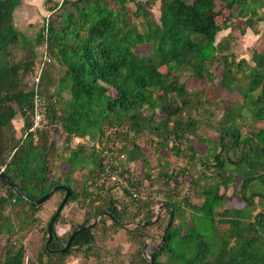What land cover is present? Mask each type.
Wrapping results in <instances>:
<instances>
[{
	"label": "trees",
	"instance_id": "16d2710c",
	"mask_svg": "<svg viewBox=\"0 0 264 264\" xmlns=\"http://www.w3.org/2000/svg\"><path fill=\"white\" fill-rule=\"evenodd\" d=\"M216 1L227 10L237 11L239 17L246 19L248 28L253 27L252 19L260 5L248 0H160L157 22L148 10L152 0H46L52 3L48 7L53 15L48 22V54L52 63L42 72L39 94L47 103L49 124L46 129L26 134L31 127L32 93L26 88L25 78L38 58L39 47L37 52L35 48L42 42V30L33 41L28 40L13 21L21 0H0V168L28 200L35 201L58 185L70 189L65 204L82 198L89 207L87 217L68 237L101 213L114 226L128 219L127 208L117 206L103 191L108 182L132 203L130 219L134 222L138 218L133 223L136 233L144 235L142 229L157 221L152 208L140 202L139 182L129 170L131 163L143 162L144 154L133 141L129 148L125 144L118 146V142L146 132L160 146L172 140L171 151L177 157L182 155L178 145L183 142L187 152H194L186 136L195 134L197 125L189 115L192 96L179 83L177 73L190 71L197 80L212 79L210 66L219 60V86L236 91L242 101L226 107L227 119L216 139L204 142L216 150L214 166L219 170L234 168L226 179L201 190L200 205H188L192 212L190 225L185 228L172 226L177 205L164 203L171 218L146 264H264V207L253 217L243 209L224 210L226 218L218 220L226 224L223 229L215 220V209L224 200L219 187L226 188L227 179L233 174L242 179L241 195L246 207L252 206L254 197H262L256 191L246 195L252 183L264 186V132L258 130L253 134L255 139L243 137L235 122L242 113L255 122L264 120V43L261 49L252 51V66L244 59L235 62L225 54L218 56L221 44H215V40L223 28L216 23ZM130 17L139 20L140 29ZM17 44L26 47L27 53L14 61L10 48ZM140 45L147 46L146 54L135 52ZM55 63L61 66L62 74L51 98L47 95L46 78ZM62 94L67 95L63 103ZM186 109L188 116L183 118ZM17 114L23 119L19 138L12 124ZM157 115L161 117L157 119ZM71 136L88 137L93 145L65 147L64 141ZM57 161L68 166L63 180L53 176ZM83 169L84 182L89 181L88 185L95 189L88 191L84 183L78 192L71 187L70 177ZM164 175L166 179L172 177ZM95 176L99 184L96 179L93 181ZM113 176L115 180L111 179ZM0 183L5 188V196L0 197V238L5 237L0 264H24L25 250L22 245L15 247L11 237L30 222L31 213H37L41 205L20 200L1 180ZM56 192L62 190L53 194ZM95 203L106 206H102L103 211L96 210ZM14 205H25L30 212H21L17 230L11 216L4 214ZM230 212L232 215L228 216ZM60 213L54 220L48 249L46 242L43 245L39 263L43 255L61 259L73 248L86 246L85 251L92 250L96 225L76 234L70 247L61 252L65 243L60 244L55 234ZM127 222L132 223L127 220L124 224L129 225Z\"/></svg>",
	"mask_w": 264,
	"mask_h": 264
},
{
	"label": "rangeland",
	"instance_id": "374dc122",
	"mask_svg": "<svg viewBox=\"0 0 264 264\" xmlns=\"http://www.w3.org/2000/svg\"><path fill=\"white\" fill-rule=\"evenodd\" d=\"M248 1L260 5L257 8L256 17L252 19L253 27L251 29L248 28L246 19L243 16L239 17L237 11H234V9L231 11L227 10L216 1V10L219 12L216 23L223 29L216 35L215 44L218 42L221 44V49H218V56L225 54L229 60L235 62L244 59L252 66V51H258L264 43V19L258 20L259 18H264V0ZM27 4H31L29 9L25 11L21 10L20 13L16 14L17 24L22 22L21 20H27L26 15L28 14L29 28L27 32L22 34L28 40L33 41L36 35L42 30L44 24L53 18L52 12L48 10V7L52 6V3H46V0H27ZM129 6L133 9L132 4ZM159 9L160 0H152L148 10L156 22L160 15ZM130 19L140 29L139 20L132 17ZM39 46H36L35 52L38 51ZM135 52L146 54L147 46H137ZM26 53L27 48L21 44L10 48V56L13 57L14 61H18ZM221 70V63L217 60L209 69L212 79L205 78L197 80L192 77L190 71L177 73L179 83L183 84L186 91L192 96L190 107L187 108L191 109L189 115L193 116L197 121V125L195 134L190 135L188 133L186 136L189 139L188 145L194 148V152H187L183 142L182 145H178L182 150V155L181 157H177L171 151L172 140L165 144V146H160L159 141L146 132L134 137L131 135L126 140L118 142V146L125 144L129 148L133 141L144 154L143 162L141 160L133 162L129 167L130 172L134 173L131 177L139 182L138 196L140 197V202L144 206L146 205L147 208H152L155 213L154 220H157L155 223L146 225L142 229L144 235L141 236L136 233L137 229H135L133 223L138 218L134 222L130 219V212L133 206L129 198L121 194L113 184L108 182L107 185H103V191L108 192L117 206L120 208L125 206L127 208L129 212L127 220L132 223L127 222L129 225H125L126 220L120 226H114L107 217L102 215L103 213L97 215L95 218L91 217L89 224L95 222L96 228L93 232L94 243L90 252L85 251L88 249L86 246L73 248L72 253L66 257H61V259L56 257L48 258L43 255V259L39 263L37 262L38 257L40 254H43V245L48 238L46 233L47 221L58 208L64 196L63 191L56 192L49 200L40 204L41 207L37 213H31L30 218L33 221L30 220L23 229L17 230L18 223L22 219L21 212L30 214L25 205L10 206L4 212L5 215L11 216L14 228L17 230L15 232L16 234H13L11 237V242H15L12 244L15 247L22 245L25 250L24 264H146V262L150 261L151 249L160 244L162 230L171 218L164 203L177 205L172 226L183 225V228H185L187 224L190 225V214L192 211L188 205H200L203 200L201 190L207 188L208 185L213 186L215 183H219L221 180L223 181L228 176L229 170L234 168L233 166H229L228 170H219L214 166L216 163L213 160V155L216 150H214L211 143L206 144L204 142L205 139L211 141L216 139L221 124L227 119L225 117L226 107H232L235 103L242 101L236 91H227L219 86L218 82L221 79ZM48 73L49 77L46 78L48 84V87H46L48 89L47 95L53 98L52 91L58 78L62 74L61 66L55 63L49 68ZM237 76L239 77L240 74H237ZM241 86L243 87V85ZM66 99L67 95L62 94L61 102L63 103ZM176 101L179 102V99ZM188 111L186 109L183 112V118H187ZM160 117L159 115L156 116L157 119ZM235 122L240 125V133L243 137H253V134L258 130L264 132V120L255 122L249 116L242 113ZM12 124L15 135L19 138V129L23 124V119L20 114L15 116ZM253 138L255 139V137ZM54 168V178L63 180L68 166L61 163V161H57ZM85 174L86 170L83 169L76 171L70 177L71 187L75 191H82L85 187L84 183L88 191L89 189H95L94 185L90 183L88 185L89 181L84 182ZM164 174H171L172 177L166 179ZM96 177L93 178V181ZM96 182L99 184V179H96ZM226 183V188L222 185L219 187V194H223L224 200L215 209V220H217V225L220 229L226 227V224H221L218 221L226 218L223 216L224 210L243 209L245 212L250 213V217H253L264 207V186L258 182L254 181L252 183L251 188L246 191V195L249 196L252 191H256L262 197H254L253 204L249 207H246L242 199V179L240 176L233 174L231 179H227ZM105 203H100L101 205L95 203L94 206L97 207L96 210L103 211L102 206L104 208L106 206ZM160 206H162L161 210H159ZM88 208V205L82 201V198L81 201L69 202L64 205L60 213L59 221L55 224V234L59 238L58 242L60 244H66L71 231L84 222L87 217L86 213ZM92 208L94 209L95 207L92 206ZM231 215L232 213L230 212L228 216ZM140 216L141 214L138 217ZM138 239L143 240L145 245ZM0 240L1 249L5 246V237L2 236ZM64 247L65 245L62 249ZM1 254L2 252L0 251V256ZM141 258L142 261L143 259L145 260L143 263H141Z\"/></svg>",
	"mask_w": 264,
	"mask_h": 264
},
{
	"label": "built area",
	"instance_id": "2783aa9c",
	"mask_svg": "<svg viewBox=\"0 0 264 264\" xmlns=\"http://www.w3.org/2000/svg\"><path fill=\"white\" fill-rule=\"evenodd\" d=\"M51 63L52 59L48 54V23H45L42 29V42L39 46L38 58L35 60L34 65L32 66L31 70H29L25 78L26 88L32 93L31 127L26 132V134L35 132L37 130L46 129L48 127V107L45 99L39 94V85L43 70ZM92 145L93 144L89 141L88 137L71 136L68 140L64 141V146L68 148H75L78 146L91 147ZM111 179L115 180V176H113ZM4 196L5 188L0 183V197Z\"/></svg>",
	"mask_w": 264,
	"mask_h": 264
},
{
	"label": "water",
	"instance_id": "95a60500",
	"mask_svg": "<svg viewBox=\"0 0 264 264\" xmlns=\"http://www.w3.org/2000/svg\"><path fill=\"white\" fill-rule=\"evenodd\" d=\"M0 180L6 185L8 186L16 195L17 197L22 200V201H28L31 205L33 206H37L42 204L43 202H45L55 191L58 190H62L64 191V196L63 199L61 200L58 208L56 209L55 213L53 214V216L50 218L48 226H47V241L45 243V247L48 249V244L52 239V226L54 223L55 218L58 216V214L60 213V211L62 210V208L64 207L69 195H70V189H68L66 186L63 185H58L55 186L54 188H52V190H50V192H48L47 194H45L44 196L40 197L39 199L35 200V201H31L28 200V198L24 195V193L22 191H20L16 185H14L9 179L8 177L5 175V173L3 172V169L0 168ZM162 206L159 207V210H161ZM95 225V222L92 224H89L87 226H85L84 228L78 229L76 230L67 240L65 247L63 249H61V252H65L71 244V241L73 239V237L78 234L79 232L86 230V229H90Z\"/></svg>",
	"mask_w": 264,
	"mask_h": 264
},
{
	"label": "crops",
	"instance_id": "0c3cea01",
	"mask_svg": "<svg viewBox=\"0 0 264 264\" xmlns=\"http://www.w3.org/2000/svg\"><path fill=\"white\" fill-rule=\"evenodd\" d=\"M44 1V0H43ZM31 3V2H30ZM30 5L31 4H27V0H21V4L20 6L14 11V14H13V21H14V25L15 27L18 29L19 32L21 33H24V32H27L28 31V22H29V16L28 14L26 15L27 17V20H21L22 22L18 23L17 24V17H16V14L17 13H20V11H25L26 9H29L30 8ZM27 21V22H26ZM17 25H19V27H17ZM21 27V28H20ZM23 31H22V30Z\"/></svg>",
	"mask_w": 264,
	"mask_h": 264
}]
</instances>
